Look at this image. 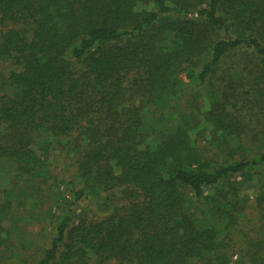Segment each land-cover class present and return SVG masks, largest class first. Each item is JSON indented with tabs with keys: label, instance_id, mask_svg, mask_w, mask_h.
Returning a JSON list of instances; mask_svg holds the SVG:
<instances>
[{
	"label": "trees",
	"instance_id": "1",
	"mask_svg": "<svg viewBox=\"0 0 264 264\" xmlns=\"http://www.w3.org/2000/svg\"><path fill=\"white\" fill-rule=\"evenodd\" d=\"M0 264H264V0H0Z\"/></svg>",
	"mask_w": 264,
	"mask_h": 264
},
{
	"label": "rangeland",
	"instance_id": "2",
	"mask_svg": "<svg viewBox=\"0 0 264 264\" xmlns=\"http://www.w3.org/2000/svg\"><path fill=\"white\" fill-rule=\"evenodd\" d=\"M232 179V183H236L238 181H241L243 179V175H239V176H236L235 179L231 178ZM254 179H249L247 177L246 180H242L244 181L243 183L241 184H237V186H239V190L242 192V193H245L247 195H249V198L250 200H253L254 198V191H255V188L253 187V181ZM248 213L250 214V217L253 216L254 212L251 214V210H248ZM29 230H34V231H39L40 230V227L39 226H31L29 227ZM235 257H232V259H234Z\"/></svg>",
	"mask_w": 264,
	"mask_h": 264
}]
</instances>
